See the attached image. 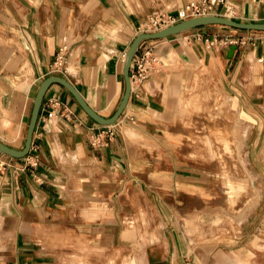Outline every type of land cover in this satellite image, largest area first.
I'll list each match as a JSON object with an SVG mask.
<instances>
[{
  "label": "crops",
  "instance_id": "0c3cea01",
  "mask_svg": "<svg viewBox=\"0 0 264 264\" xmlns=\"http://www.w3.org/2000/svg\"><path fill=\"white\" fill-rule=\"evenodd\" d=\"M189 1L0 0V141L24 149L34 100L49 77L66 78L94 111L111 118L126 90V55L136 37L149 32L140 31V27L155 13L176 15ZM231 1L237 7L232 20L264 23V0ZM212 14L223 17L224 7H216ZM241 39L247 43H235ZM232 46L237 49L231 56ZM147 52L158 56L165 69L150 66L148 77L139 81L133 78L136 69L132 65L131 96L115 124L98 123L67 88L53 83L34 134L38 150L29 153L38 156V166H27V157L13 158L0 152V163L12 166L0 169V264H51L52 252L43 239L48 233L76 251L101 253L108 249L116 254L112 241L117 203L131 214L124 215L120 233L124 241L134 243L128 250L133 258L124 264L187 263L180 257L173 261L171 251L178 250L175 243L169 239L161 243L165 223L150 204L146 189L149 184L151 196L170 211L178 202L208 200L207 181L196 176L192 165L175 150L192 145L188 140L192 134L178 125L180 114L202 88V71L211 75L212 83L216 81L221 96L233 98L225 94L226 78H232L238 91L248 83L249 95L260 99L255 91L264 80L258 64L264 63V32L208 25L144 41L134 60ZM62 53L64 60L59 65ZM237 103L242 111V104ZM249 106L255 110L252 103ZM175 125L179 130L173 129ZM241 133L248 138L242 129ZM153 152L157 160L145 158L144 154ZM196 152L195 148L188 156L201 163L193 158ZM248 164L253 171L251 162ZM215 168L211 167L212 171ZM256 176L259 180V174ZM126 195L131 203L125 202ZM224 209L230 217L231 209ZM143 212L151 237L143 226L126 223L142 217ZM175 213V225L180 229L183 221L191 242L201 236V212L197 217L186 216L175 208ZM74 218L76 222H71ZM101 219H107L109 227L103 226ZM220 220L212 221L211 230H216ZM67 225L69 228L58 231V226ZM91 233H97L96 237Z\"/></svg>",
  "mask_w": 264,
  "mask_h": 264
},
{
  "label": "rangeland",
  "instance_id": "374dc122",
  "mask_svg": "<svg viewBox=\"0 0 264 264\" xmlns=\"http://www.w3.org/2000/svg\"><path fill=\"white\" fill-rule=\"evenodd\" d=\"M258 64L262 68L261 75H264V63ZM202 73L203 86L190 97V104L183 107L182 114H180L181 119L178 122L179 126L192 134L193 137L188 140L195 147L186 145L182 150L175 149L182 160L192 165L191 168L195 171L194 174L203 177L209 185L208 196H206L208 200L206 202H198L193 198L185 203L178 202L175 206V208H180L183 215L186 216L197 217L201 212L203 216L200 219L203 225L199 226V230L202 234L199 237H194L195 241L191 242L190 238L185 236L183 221L180 224V229L175 225V208L170 211L161 202L155 201L154 196H151L150 193L151 186L148 184L146 190L149 192L150 204L159 212L162 221L165 223L164 237L161 243L166 239H169L172 245L175 243L178 250L173 249L171 251L173 261L178 262V257H180V261L186 259L187 263L182 261V264H264V80L260 83L261 85L259 84L256 87L255 91L260 99H252L247 90L248 83H244L241 86L242 88H239V92L231 82L232 78H226L228 89L225 94L235 98L228 99L221 96L220 87L216 81L212 83L211 75L207 77L205 72L202 71ZM218 82L220 83L219 80ZM237 101L242 104V111L245 114L238 109ZM249 103L253 104L254 111L250 110ZM178 125H175L173 129L179 130ZM241 129L248 133L243 152L244 161L252 171L248 164L251 162L250 165L254 168V173L259 174V180L257 178L256 186H254L255 193L250 194L252 196L244 195L242 190H236L230 182V178L236 176L237 169L233 166V162L228 161V150L232 147L228 148L229 145L234 146L238 137L240 139L243 136V133H239ZM218 133L222 134L221 143L217 148H214L211 137ZM170 148L172 149V147ZM195 148L197 152L193 155V158L201 163L188 156V152ZM144 156L151 161L157 160L156 152L147 153ZM166 156L164 155L162 158ZM254 162H259L260 165L252 164ZM211 167L215 169L212 171ZM134 172L137 173L140 170H134ZM235 190L237 192L236 199L234 197L236 195ZM256 190L257 193L262 194L257 208L241 219L236 218L235 212H238L240 207L237 200L242 202L246 198V202L252 201L256 196ZM133 192L134 188L131 189L132 194H134ZM242 196L244 197L242 198ZM125 202L131 203L132 199H128L126 195ZM117 206L116 233L112 241L113 250H116V254L108 249L101 251V253L93 250L76 251L67 247L65 241L58 238L54 240V235L48 233L44 235L43 239L48 250L52 252L51 264H124L133 258L132 253L128 250L133 247L134 243L124 241L120 236L124 226V215L129 216L131 214L129 211L122 209L120 203H117ZM219 207H222L223 211H220ZM226 207L231 209L228 218L224 214H227L224 209ZM218 217L221 220L214 227L216 230H211V227L213 228L212 221ZM76 220V218L70 219L71 222H76ZM101 223L103 226L109 227L107 219H101ZM126 223L129 227L143 226L147 229L148 236L153 235L151 231L149 232V220L145 212L142 213L140 218L127 219ZM67 228H69V225L57 227L58 231H64ZM90 235L96 237L97 233H91ZM122 247L127 248V251L121 250Z\"/></svg>",
  "mask_w": 264,
  "mask_h": 264
},
{
  "label": "water",
  "instance_id": "95a60500",
  "mask_svg": "<svg viewBox=\"0 0 264 264\" xmlns=\"http://www.w3.org/2000/svg\"><path fill=\"white\" fill-rule=\"evenodd\" d=\"M208 25H222L226 28H235L240 30H249V31H262L264 32V23H242L237 22L232 19L222 17V16H207V17H198V18H192L189 20L182 21L180 23H177L175 25H172L168 28L162 29L157 32H148V33H142L139 36L136 37V39L133 41L127 55H126V61L124 65V76H125V82H126V90L124 97L122 99V102L120 106L118 107L116 113L111 118H104L101 115H99L96 111H94L90 105L87 103L83 95L80 93V91L72 84L69 80L63 77H49L46 80L43 81L41 84L36 98L34 100V106L32 110L31 120L28 127L27 137H26V143L25 147L22 150H16L12 147L6 145L2 141H0V152L9 155L13 158H25L29 155L32 143L34 139V134L36 130V126L38 123L41 107L43 105V101L46 95L47 90L53 83H59L63 85L65 88H67L72 95L76 98L80 106L83 108V110L95 121H97L100 124L103 125H112L115 124L119 118L122 116L124 110L126 109L131 92H132V79H131V68L133 64V60L135 58V55L140 47V45L144 41L149 40H158L167 38L173 35H177L198 27L208 26ZM237 49L236 46H232L230 50V55L234 53V51Z\"/></svg>",
  "mask_w": 264,
  "mask_h": 264
},
{
  "label": "built area",
  "instance_id": "2783aa9c",
  "mask_svg": "<svg viewBox=\"0 0 264 264\" xmlns=\"http://www.w3.org/2000/svg\"><path fill=\"white\" fill-rule=\"evenodd\" d=\"M218 6L224 7L223 17L233 19L237 15V7L231 0H194V1H189L184 5H182L177 10L176 15L170 13H164V12L155 13L150 17L148 23L140 27V31L143 32L149 31L153 33L192 18L214 16L212 12ZM225 43L229 45L230 43L233 42L229 43V41H227ZM235 43H237L238 45H245L247 41L241 39L240 41H236ZM149 58H150V52H147L144 54V56L136 60H133L132 65L136 69V73L133 75L134 79L136 78L137 80L141 81L148 77L150 68L147 66V63ZM63 60H64V55L62 53V55H60L58 59L59 65H62ZM110 135H114V133L110 132ZM37 150L38 147H36L32 143L31 151H37ZM26 157H27L26 160L27 166H32V167L38 166L39 159L37 155L34 154L30 156L29 154ZM7 167H12V166L10 163L7 162L0 163L1 170H5Z\"/></svg>",
  "mask_w": 264,
  "mask_h": 264
},
{
  "label": "bare ground",
  "instance_id": "6f19581e",
  "mask_svg": "<svg viewBox=\"0 0 264 264\" xmlns=\"http://www.w3.org/2000/svg\"><path fill=\"white\" fill-rule=\"evenodd\" d=\"M191 1H194V0H191ZM147 66L149 68H150V66H151V68L155 66V69H158V68L165 69L163 62L158 58V56H151L150 55V58L148 59ZM239 133H241V132L239 131ZM221 136H222L221 133H218L216 135L215 134L212 135V137H211L212 141L211 142L213 143L214 148H217L220 145ZM238 138H237L238 141L236 140V142L234 143V146L229 145V148H228V149H230V147H232L230 150H228L229 151L228 152V161L233 162V164H234L233 166H235L237 169L236 176H234L233 178H230V182L232 183L231 185L236 190H242L244 192V195L247 194V196L248 195L252 196L250 194L255 193L254 186H256L255 182L257 181V177L253 174V172L249 169V167L247 166V164L244 161L243 152H244V148L246 145L247 138H245L244 136H241L240 139H238ZM227 144H228V142H227ZM233 147H235V148H233ZM236 190H235L236 195H234L235 199L237 197ZM252 191H253V193H251ZM243 197L244 196H242V198ZM253 197H254V195H253ZM255 197L253 198L252 201H249V202L245 201L246 198L244 200H242V202L237 200V203L240 206L238 209L240 211L238 210V212H235L236 218L241 219L242 217H245L253 209L257 208V204L261 200L260 198L262 197V194H260L259 192L257 193V190H256V196ZM230 201H232V200H230Z\"/></svg>",
  "mask_w": 264,
  "mask_h": 264
}]
</instances>
